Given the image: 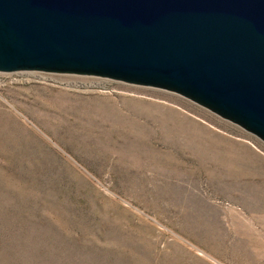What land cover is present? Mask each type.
<instances>
[{
    "label": "rangeland",
    "instance_id": "obj_1",
    "mask_svg": "<svg viewBox=\"0 0 264 264\" xmlns=\"http://www.w3.org/2000/svg\"><path fill=\"white\" fill-rule=\"evenodd\" d=\"M0 264H264V143L164 90L0 72Z\"/></svg>",
    "mask_w": 264,
    "mask_h": 264
},
{
    "label": "water",
    "instance_id": "obj_2",
    "mask_svg": "<svg viewBox=\"0 0 264 264\" xmlns=\"http://www.w3.org/2000/svg\"><path fill=\"white\" fill-rule=\"evenodd\" d=\"M164 90L264 143V0H0V72Z\"/></svg>",
    "mask_w": 264,
    "mask_h": 264
}]
</instances>
